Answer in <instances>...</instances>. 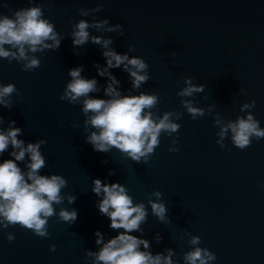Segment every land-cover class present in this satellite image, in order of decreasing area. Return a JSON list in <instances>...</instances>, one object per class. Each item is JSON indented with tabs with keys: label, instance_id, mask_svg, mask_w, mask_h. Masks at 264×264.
<instances>
[{
	"label": "water",
	"instance_id": "1",
	"mask_svg": "<svg viewBox=\"0 0 264 264\" xmlns=\"http://www.w3.org/2000/svg\"><path fill=\"white\" fill-rule=\"evenodd\" d=\"M30 7H39L41 18L54 25L60 45L34 53L25 46L28 60L0 57V88L11 84L16 89L0 103V132L19 128L17 139L25 148L39 143L44 166L37 174L58 175L66 186L62 203L52 205L46 237L19 224L5 227L0 216V264H98L96 254L124 230L112 229L99 212L103 193L92 191L95 179L120 184L133 206L144 205V222L128 233L148 242L139 251L169 257L171 264H188L185 256L196 248L215 255L208 264H264V139L253 138L250 147L240 150L230 130L219 135L249 114L264 130V0H0V17L14 18L16 11ZM81 21L89 24V39L77 47L72 33ZM93 37L101 43H93ZM106 40L111 41L107 48ZM3 47L18 57V48ZM105 51L142 59L147 69L139 74L149 79L134 89L124 64L108 68ZM33 58L39 66L25 71ZM78 67L81 78L97 81L98 91L89 98H112L105 95L110 74L119 82L112 86L121 98L156 95L153 119L172 113L171 122L180 128L161 132L147 162L133 161L116 148L95 151L87 139L98 130L85 124L91 113H83L84 98L61 99L72 80L70 70ZM189 78L203 91L178 95ZM253 101L254 108L241 111ZM185 102L203 115L193 119ZM13 151L19 149L9 144L0 164L14 160ZM14 162L27 179L30 155ZM157 191L159 199L153 195ZM150 201L166 206L163 222L152 213ZM61 210L76 211V221H61ZM194 237L198 244L191 243Z\"/></svg>",
	"mask_w": 264,
	"mask_h": 264
},
{
	"label": "clouds",
	"instance_id": "2",
	"mask_svg": "<svg viewBox=\"0 0 264 264\" xmlns=\"http://www.w3.org/2000/svg\"><path fill=\"white\" fill-rule=\"evenodd\" d=\"M41 16L42 11L39 7H30L16 11L14 18L0 17V57L28 60L25 46H28V50L33 53L53 46L59 48L60 40L54 31V25L42 19ZM103 24H107V21L96 25V27L99 28ZM88 27L89 24L84 21L76 25L78 30L72 33L74 46H82L88 41ZM116 27L120 28L119 25ZM123 34V30H121V35ZM48 40L53 41V44H46L45 41ZM92 42L101 43L100 39L95 37L92 38ZM110 43L111 41L106 40L103 42V46L107 48ZM6 44L18 48V57L15 53L4 49L3 46ZM130 50H134V46H130ZM103 56L106 58L108 68L125 65V71H128L133 78L134 89L139 88L149 79L147 75L139 74L147 69V64L142 59H129L126 54L119 55L114 51H105ZM39 63V60L33 58L27 63L24 70L34 69L39 66ZM81 71L82 67L70 70L69 75L72 80L68 83L67 90L61 99L67 98L70 102H76L80 98H84L83 113L86 116L91 113L85 124H90L98 130L87 139L95 151L108 152L111 148H116L121 153L127 154L133 161L139 162L141 158H144L147 162V157L154 153L160 143L161 132L171 134L180 128V125L171 122L172 113H165L158 122L153 119L150 110L157 103L156 95L141 94L121 98L120 92L112 86L119 82L110 74L111 83L105 89V95L112 98L109 100L89 98L90 93L98 91L97 81L81 78ZM98 74L104 75V72L101 71ZM185 83L189 86L178 93L180 96H192L193 93L203 91L204 86H192L190 78L186 79ZM15 90V86L11 84L0 88V103H4L3 98ZM5 107H10V105L5 104ZM184 107L187 108L193 119L203 115L201 109L192 107L190 103L185 102ZM250 107H255V101L251 105L245 104L241 111ZM14 123L13 121L12 124ZM229 130L232 133L233 145L240 150L250 147L253 138L257 141L264 139V130L259 128V121L251 114L246 118H238L234 123L230 122L226 128L221 129L219 135L224 137ZM20 133L21 129L15 127H10L6 133L0 132V154L7 150L9 144L14 150L19 149L18 152L10 153L14 160L8 159L0 164V216L7 221L5 227L19 224L33 230L37 236L46 237L48 235L47 218L54 215L52 205L62 203L60 192L66 186V181L58 175L48 178L37 174L38 170L44 166V159L38 151L40 144L30 143L25 148L24 142L17 139ZM169 151L176 152L178 150L169 149ZM26 153L30 155L31 160V163L27 165L29 169L26 174L27 179L14 162L23 161ZM112 174L110 173V175ZM93 184L92 191L97 196L103 193V199L98 204L99 212L110 219L112 229L124 230L123 233L104 244L100 252L96 254L98 264H161L162 260L163 264H171L169 257L161 255L153 257L150 253L139 251L141 244L148 248V242L128 234L139 230L140 224L144 222L147 215L144 205L133 206L132 198L127 194L126 189L118 183L102 184L101 180L95 179ZM153 195L159 199L161 193L157 191ZM74 199L71 198L70 202H73ZM150 204L152 213L163 222L167 213L164 203L150 201ZM59 217L61 221L72 224L77 219V213L76 211L61 210ZM96 235L98 237L96 243L100 244V233L97 232ZM8 239L12 240L14 237L9 236ZM199 242L198 237L191 240L193 245ZM51 250H55L54 245ZM89 255L92 254L89 253ZM170 255L171 253H169ZM214 259H216L214 254L200 248H196L185 256L188 264H197V262L208 264L209 260Z\"/></svg>",
	"mask_w": 264,
	"mask_h": 264
}]
</instances>
